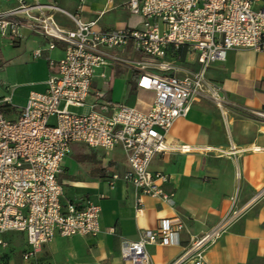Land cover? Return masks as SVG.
<instances>
[{
  "label": "built area",
  "instance_id": "2783aa9c",
  "mask_svg": "<svg viewBox=\"0 0 264 264\" xmlns=\"http://www.w3.org/2000/svg\"><path fill=\"white\" fill-rule=\"evenodd\" d=\"M257 1L128 0L127 10L143 18L142 28L111 31L95 30L93 22L81 23L75 17L74 29L63 30L53 19L52 12L60 10L53 4L16 0V6L0 10V36L19 42L24 28L44 37L48 49L55 43L62 44L64 52L59 60H48L53 73L45 82V91L30 92L15 120H8L2 113L10 97H0V249L7 246L3 234L22 233L26 248L21 258L29 261L56 235L68 238L99 233L97 205L61 204L63 191L57 178L72 143L104 150L120 147L127 169L121 176L111 175L112 180L128 182L139 194L172 206L173 193L161 188L168 177L151 172L150 163L158 154L191 150L187 145H169L166 137L173 122L184 117L197 98L207 96L223 108L220 88L205 79L208 66L222 62L229 50L258 51L264 46V7L255 10ZM128 45L141 58L129 60L112 52ZM176 50L196 55L199 70L182 72L166 61ZM41 53V49H35L31 57L37 59ZM114 64L132 67L138 73L136 87L153 92L146 111L123 103L86 105L94 71ZM94 95L95 101L101 96ZM70 107L88 109L73 113ZM247 114L264 125V109L248 110ZM262 197L264 187L251 201ZM136 203L140 212V199ZM246 210L247 205L237 207L232 198L220 220L191 237L172 264L187 260L207 264V248ZM182 228L180 222L161 219L156 229L142 232L136 241L122 240L120 257L128 264H152L146 247L166 245L172 238L178 244ZM109 231L113 233L114 229Z\"/></svg>",
  "mask_w": 264,
  "mask_h": 264
},
{
  "label": "crops",
  "instance_id": "0c3cea01",
  "mask_svg": "<svg viewBox=\"0 0 264 264\" xmlns=\"http://www.w3.org/2000/svg\"><path fill=\"white\" fill-rule=\"evenodd\" d=\"M24 1L58 7L60 10L52 12V15L63 30L74 29L72 17L81 23L93 22L94 29L100 31L141 29L143 25L142 17L131 15L127 10L128 0ZM14 6L16 0H0V10ZM261 7H264V0L253 5L255 10ZM20 33L23 39L19 42L0 36V58H16L14 65L20 67L29 62L18 60L33 59L31 53L35 49H41L42 53L33 59L36 78L27 83V92L20 94L18 89H7L5 96L10 97V102L3 105L2 113L8 120L18 117L30 92L45 91V82L53 73L48 60L57 61L64 53L60 43L48 49V41L41 35L24 28ZM112 52L129 60L141 58L131 45ZM167 59L177 60L179 65L175 66L182 72L199 70L196 58L168 56ZM105 67L124 69L125 76L117 71L116 77L113 72L103 86L98 87L94 83V71L90 101L86 105L123 103L146 111L154 94L136 87L137 71L118 64ZM101 76L105 77L103 73ZM205 79L220 88L225 102L223 108L219 109L207 96L197 98L187 114L173 122L166 137L169 145H187L191 150L158 154L149 166L151 172L168 177L161 188L173 193L172 206L139 194L128 182L112 180L111 175L121 176L127 169L120 147L104 150L90 148L84 143H72L57 178L63 191L61 204L97 205L100 208L99 233L68 238L56 235L29 261L21 258L26 248L25 235L6 233L1 236L7 243L0 249L2 264H128L120 257L121 241H136L142 232L156 229L161 219L182 224L179 242L177 244L172 238L166 245H148L146 250L152 264H172L191 237L209 230L220 220L229 210L232 198H235L237 207L247 205V210L207 248L206 263L264 264V197L251 201L264 187V125L247 114L248 110L264 109V46L258 51H227L222 62L208 66ZM95 93L101 94L97 101ZM50 122L54 119L51 118ZM253 148L258 151H253ZM64 187L69 188L72 197L65 195ZM137 199L141 202L140 212L137 211ZM110 228L114 229L113 233ZM181 264L193 263L187 260Z\"/></svg>",
  "mask_w": 264,
  "mask_h": 264
},
{
  "label": "rangeland",
  "instance_id": "374dc122",
  "mask_svg": "<svg viewBox=\"0 0 264 264\" xmlns=\"http://www.w3.org/2000/svg\"><path fill=\"white\" fill-rule=\"evenodd\" d=\"M180 58L195 59L196 55L192 53H186L184 54V56ZM15 60L16 58H0V97L8 94L7 89L8 90L18 89L20 94L27 92L28 90L27 83L36 78V67L33 65L34 64L33 59L29 58L25 60H21V59L18 60L20 62L22 61L29 62L28 65H21L20 67L14 65ZM166 61H168L170 64L174 66L179 65L177 63L178 62L177 60L175 61L166 58ZM117 71H120V74L121 72H123L124 74L122 73V76H125L124 69L123 70L117 69L116 67L113 68L102 67L101 69L95 70L94 83H96L98 87H102L104 82L109 79V77L112 75L113 72L116 77L118 76ZM127 72H130V70H128ZM102 73L105 75L104 78H101ZM89 101H90V97L87 99V103H89ZM83 111H85V109L83 108H76V107L69 108V112H73V113H82ZM64 193L67 197L73 196V194L67 187H64Z\"/></svg>",
  "mask_w": 264,
  "mask_h": 264
},
{
  "label": "trees",
  "instance_id": "16d2710c",
  "mask_svg": "<svg viewBox=\"0 0 264 264\" xmlns=\"http://www.w3.org/2000/svg\"><path fill=\"white\" fill-rule=\"evenodd\" d=\"M183 55H184V51H182V50H176V51H173V52L171 53V56H172L173 58L182 57Z\"/></svg>",
  "mask_w": 264,
  "mask_h": 264
}]
</instances>
